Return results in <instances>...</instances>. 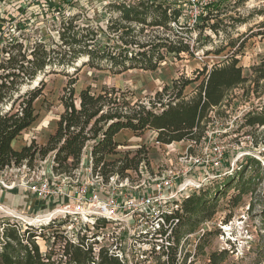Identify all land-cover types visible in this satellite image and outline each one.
I'll use <instances>...</instances> for the list:
<instances>
[{"label": "trees", "instance_id": "16d2710c", "mask_svg": "<svg viewBox=\"0 0 264 264\" xmlns=\"http://www.w3.org/2000/svg\"><path fill=\"white\" fill-rule=\"evenodd\" d=\"M32 1H24L25 9L35 7L32 6ZM45 1L48 4L53 0ZM247 1L249 0L208 1L201 15L202 23L193 25L188 22L179 24L181 11L164 3L138 0L130 6L112 5V10L118 13L110 20L107 30L113 42L100 41L98 31L92 27H84L78 31L77 25H74L77 19L74 17L67 20L66 28L60 32L62 52L42 43L25 48L18 39L12 38L9 50L5 51L9 54L8 58L0 63V70H3L0 74V170L24 162L32 166L36 156L45 158L53 153L54 172L71 174L79 168L87 143L93 142L94 169L100 168L105 178L114 173L126 177L129 175L128 171L137 172L143 162L150 165L148 160L140 157L142 150L132 157L126 155L115 161L106 160L107 155L117 154L119 143L116 135L126 129L136 134L147 130L155 131L156 140L161 144H200L206 136L211 111L222 107L232 90L243 88V97L248 99L252 96L259 99L264 94V59L260 65L252 67L253 73L248 77L244 75L243 66L234 54L210 69L205 66L198 70L194 79L181 77L174 80L172 88L166 86L161 92H157L154 100H150V105L134 101L133 94L128 89L108 85L103 86L100 91L88 86L76 97L74 84L77 78L71 79L61 98L65 111L47 144L42 147L25 146L19 151L14 149L13 141L37 120L34 102L42 95L44 81H41V86L29 92L28 98L21 102L16 112H12L16 100L9 111H4L1 104L8 97L12 99L11 90H18V85L39 78V74L46 73L50 68L72 65L81 56L88 58L87 64L92 68L115 75L130 70L155 71L168 54L178 58L185 55L194 57L198 47L190 43L193 30L209 26L218 34L224 22L221 17L230 12L236 14L229 17V21L234 22L230 26L234 27L237 24H247L255 15L264 17V8L261 7L254 9L248 18H242L238 8ZM20 7H23L22 4ZM210 20L214 22L210 24ZM173 23L177 27L172 26ZM255 26L259 28L256 35L264 38V21ZM147 28H151L149 34L145 33ZM250 31H253V27ZM142 38L146 39L142 41ZM77 72L79 69L75 74ZM198 81L200 83L196 89L187 94L186 88ZM21 97L20 95L19 98ZM77 100L80 107L76 104ZM158 105L160 108H157ZM243 118L244 127L254 129L264 126V104L254 107ZM252 161L260 164L258 160ZM208 194L207 191L201 193L200 190L183 200L180 209L168 216L167 226L153 235L152 252H158L160 257L167 258L169 264H177V251L181 243L216 213V203H211ZM65 222L55 220L42 224L43 227L27 224L22 232L17 224L7 222L4 231L6 242L0 248V264H60L54 260L53 251L44 252V244L38 239L42 234L38 235L37 232L46 227H59ZM208 234L203 233V238ZM57 238L64 243L62 247L66 264H124L107 247H101L95 256V242L86 236L80 237L77 243L72 242L68 236L55 232V244ZM157 246L160 247L159 251L155 249ZM226 254L223 251L219 254L221 257L217 258L218 254L212 253L209 255L210 264H221L226 260ZM187 257L185 256L182 264L187 263Z\"/></svg>", "mask_w": 264, "mask_h": 264}, {"label": "rangeland", "instance_id": "374dc122", "mask_svg": "<svg viewBox=\"0 0 264 264\" xmlns=\"http://www.w3.org/2000/svg\"><path fill=\"white\" fill-rule=\"evenodd\" d=\"M68 2L70 3V1ZM32 3V6L35 7L27 10L24 7L25 2H19L13 6L11 13L6 16L7 18L0 16V63L8 58L9 54L5 51L9 50V41L12 38L18 39L25 48H32L36 44L42 43L50 49L62 52L60 32L66 28L67 20L74 17L77 19L74 25H77L78 31L84 27H92L98 31L100 41L103 43L113 42L107 32L108 21L110 18L116 17L118 13L100 0H76L65 7L64 0H55L48 6L43 5V0H33ZM59 3L64 7L62 12L58 10ZM19 4H22L23 7H20ZM261 7L264 8V0H249L245 5L239 6L238 11L242 18H248L254 9ZM179 9L182 11L179 21L187 23L193 17L190 7L184 6ZM235 15V12H230L221 17L224 22L221 24L218 34L209 26L192 31L190 43L198 47L194 57L185 55L183 58H178L173 54H168L165 61L155 71L130 70L115 75L109 71L92 68L87 64L88 58L81 56L73 61L72 65L65 68H50L46 73L39 74V78L35 80L41 79L40 82L33 80L18 85V90H11L12 99L6 98L1 104V108L4 111H9L13 101L16 100L12 111L16 112L21 102L28 98L29 92L35 87L41 86V81H44L42 95L34 102L38 118L20 135V140H23L26 146L42 147L47 144L42 140L45 135L43 130L47 127L45 120L57 119V123L60 120V111L63 113L65 111L61 98L65 95V87L71 79L77 78V82L74 84L76 97L88 86L100 91L103 86L108 85L123 90L128 89L132 92L134 101L150 105V100H154L157 92H161L166 86L172 88L174 80L181 77L194 79L198 70H202L205 66L210 69L213 65L224 62L234 54L239 59V64L243 66L244 75L250 77L253 73L252 67L260 65L264 59V38L262 35H256L259 25L255 26L264 21V17L255 15L249 19L247 24L230 26L234 22L229 21V17ZM197 21L202 23V18L197 17ZM213 22L214 20H210L209 23ZM252 27L253 31H250ZM150 31L151 28H147L145 33L149 34ZM163 31L161 30V32ZM77 69L79 72L75 74ZM2 72L3 70H0V74ZM199 83L200 81L191 83L186 88V93L190 94ZM243 93V88L232 90L225 104L210 113L211 120L207 127L208 133L206 132L207 140L200 144L192 142L161 144L156 140L157 132L147 130L142 134L134 132L135 138L126 140L122 143L125 147L122 146L117 150L121 153L120 158H124L126 155L132 157L138 151H143L140 157L148 160L150 165L147 166L143 162L137 173L132 170L131 177L136 181L143 176H162L168 173L176 166L175 161L178 154L201 155L205 142L209 140L222 143L226 147V159L221 170L210 168L192 175L181 173L179 179L175 180V184L184 179L191 180L196 186L201 184V187L196 191L201 190V193L207 191L211 203H216V213L213 218L199 227V229L201 227L205 229L203 233L208 232L209 234L204 238L202 232L187 236L178 248L177 264H182L188 254L186 264H210L209 255L216 253L219 258L221 257L219 254L223 251L227 252V257L221 264H264V126L254 129L243 126L244 115L254 107L264 104V94L259 99L255 96L248 99L243 97ZM20 95L21 98H19ZM157 108H160V105ZM92 143H87L86 147L90 148ZM88 150L84 148L79 168L82 166L85 168L90 164L83 162L89 153ZM53 157V153L45 158L36 156L31 169L40 172L49 171ZM252 159L260 161V164ZM140 169H142L143 176L139 172ZM7 172L8 177L14 179L15 172L11 170ZM193 187L188 189L187 194L196 192L193 191ZM22 200H26L23 202L24 205L11 207L22 216L37 218L39 215L51 213L55 208L52 207L51 202L39 200L33 195L22 198ZM38 204L39 207H37ZM18 219L23 223V219ZM65 221V223L68 222L67 219ZM25 222L27 223V221ZM38 225L43 227L42 224ZM145 228H147L146 222L137 220V218L134 223L124 222L122 225L120 239L131 263L169 264L167 258L160 257L158 252L150 253V249L154 247L153 241H148L145 245L137 244L138 231ZM54 236L53 228L46 227L38 238L42 245L44 244L42 247L44 252L53 251L54 260L60 264H66L67 259L63 257L62 247L64 243L61 242L62 239L57 238L55 244ZM155 249L159 251L160 248L157 246ZM145 251L149 253L146 255Z\"/></svg>", "mask_w": 264, "mask_h": 264}, {"label": "built area", "instance_id": "2783aa9c", "mask_svg": "<svg viewBox=\"0 0 264 264\" xmlns=\"http://www.w3.org/2000/svg\"><path fill=\"white\" fill-rule=\"evenodd\" d=\"M53 1L45 4L46 1L43 0V5L48 6ZM75 1L64 0V7ZM100 1L111 8L112 5L119 4L130 6L138 0ZM150 1L164 3L180 11L179 8L189 6L193 14L188 21L191 25L198 22L197 17H201L208 3L201 0ZM64 7L60 4L58 10L62 12ZM179 24L184 23L179 21ZM172 26L175 27L177 24L173 23ZM206 140L207 135L202 142ZM225 159L226 147L222 143L209 140L205 142L201 155L188 153L176 155V166L173 165L174 168L162 176H143L142 169H140L139 172L143 177L136 181L131 177L132 171H128L129 175L126 177H120L114 173L105 178L100 168L94 169L92 161L85 168L82 166L71 174L54 172V160L47 172L31 169V166L24 162L21 165L13 164L0 170V189L7 191L18 188L27 189L37 199L51 202L52 207H55L52 210L55 213L54 217L46 223L39 222L38 224L46 225L55 220L67 219V223L53 228L54 232L68 236L74 243H77L80 237L86 236L95 242V256L98 255L101 247H107L110 253L115 254L124 264H132L120 239L123 223H134L135 218L144 220L147 228L138 231L137 244L145 245L148 241H153L154 246L153 235L167 226L168 216L180 209L183 200L193 194V192L187 194L188 189L194 186L193 191H196L201 187V184L193 185L194 183L187 179L175 184L179 175L181 173L192 175L210 168L219 171ZM9 170L15 172L14 179L8 177L7 171ZM7 222L17 224L20 231H24L28 224L24 221L20 222L18 218L8 216V211L0 207V248L6 242L4 231ZM43 231H38L37 234L40 235ZM204 231L205 229L201 227L196 233L200 234ZM147 253L149 252L145 251L144 254L147 255Z\"/></svg>", "mask_w": 264, "mask_h": 264}, {"label": "crops", "instance_id": "0c3cea01", "mask_svg": "<svg viewBox=\"0 0 264 264\" xmlns=\"http://www.w3.org/2000/svg\"><path fill=\"white\" fill-rule=\"evenodd\" d=\"M26 0H0V16L6 17L11 13V10L13 6H15L19 2H24ZM77 106L79 102L76 103ZM63 113V111H60V115ZM46 129L43 130V134H45L42 140H44L46 143L49 140V137L54 133L56 127H57V119H46ZM134 137V132L132 130H122L116 135V141L119 143V149L122 148V143L126 140L129 141L131 138ZM135 138V137H134ZM130 146V144H128ZM26 146V143L23 140H20V136L13 141V147L15 150H22ZM125 147V146H123ZM89 146L85 147V149L88 150ZM89 153L85 156V159L83 160L84 163H90L93 162L92 158V146L90 145ZM121 157L120 151L117 152V154L107 155L106 160L107 161H114L116 159H119ZM32 195L27 189H14L11 191L0 189V207H8L12 209L11 207L15 206H21L24 205L23 202H26V200H22V198H26L28 196ZM35 198V196L33 195ZM28 201V200H27ZM39 207V204L37 205ZM46 207V206H45ZM15 211V210H14Z\"/></svg>", "mask_w": 264, "mask_h": 264}, {"label": "bare ground", "instance_id": "6f19581e", "mask_svg": "<svg viewBox=\"0 0 264 264\" xmlns=\"http://www.w3.org/2000/svg\"><path fill=\"white\" fill-rule=\"evenodd\" d=\"M3 209L7 210L8 211V216H13V217H17V218H20L21 220L23 219V221H27L28 224H35V223H38V222H42V223H46L47 221L50 220V218L54 217L55 213L54 211H52L51 213H48L46 215H39L37 218H31V217H28V216H22L20 215L19 213H17L16 211H14L13 209H10L8 207H4V206H1ZM24 221V222H25Z\"/></svg>", "mask_w": 264, "mask_h": 264}, {"label": "water", "instance_id": "95a60500", "mask_svg": "<svg viewBox=\"0 0 264 264\" xmlns=\"http://www.w3.org/2000/svg\"><path fill=\"white\" fill-rule=\"evenodd\" d=\"M41 79H38V82H40ZM78 107H80V103L78 104Z\"/></svg>", "mask_w": 264, "mask_h": 264}]
</instances>
